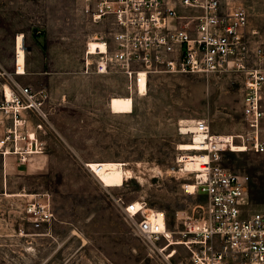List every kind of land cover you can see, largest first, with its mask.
I'll list each match as a JSON object with an SVG mask.
<instances>
[{"label":"rangeland","instance_id":"374dc122","mask_svg":"<svg viewBox=\"0 0 264 264\" xmlns=\"http://www.w3.org/2000/svg\"><path fill=\"white\" fill-rule=\"evenodd\" d=\"M45 1L35 0L30 14L18 16L14 0H0V88L10 84L21 99L18 84L29 88L47 115L42 117L37 108L22 110L19 117L26 122L19 127L18 141L4 145L22 153L0 156V264H191L184 245L176 246L177 253L168 261L144 241L125 206L146 201L163 225L166 217L174 239H180L187 213L199 216L200 205L205 204L203 196L184 191L191 174L177 159L178 146L191 141L185 134L197 132L200 119L207 121L212 133L233 135L235 144L245 147L224 153L222 164L250 177L254 207L264 208V152L248 149L252 127L243 113L242 74L157 68L147 93L132 95L133 112L112 113L111 98L131 96L126 77L114 67L101 73L96 58H89L92 65H86L87 43L108 37L106 26L85 14L84 43L77 38L72 18L69 30H48L41 25ZM223 1L246 9L252 49L264 47V0ZM74 7L82 8L80 2ZM19 33L34 40L38 58L45 62L31 73L39 78L33 86L15 76ZM4 101L0 96V105ZM262 106L264 110V92ZM10 116L11 112L0 111V141L9 135ZM260 136L264 142V118ZM108 161L122 162L132 172L123 186L104 187L86 166ZM47 199L55 219L34 228L26 206ZM254 207H245L243 214L259 211Z\"/></svg>","mask_w":264,"mask_h":264},{"label":"built area","instance_id":"2783aa9c","mask_svg":"<svg viewBox=\"0 0 264 264\" xmlns=\"http://www.w3.org/2000/svg\"><path fill=\"white\" fill-rule=\"evenodd\" d=\"M77 1L93 23L106 26L109 32L108 37L96 38L104 44V50L98 47L93 53L87 43L86 65H92L89 58H96L101 73L111 67L120 70L130 95L140 94L141 87L148 88L157 68L207 75L242 74L243 113L252 127L248 149L264 152L260 136L264 47L252 49L249 16L244 7L223 0ZM17 88L24 97L16 93L18 105L36 109L39 102L32 90L19 84ZM22 110L2 111L11 112L17 119ZM195 125L204 138L198 143L180 144L177 159L180 168L187 162L195 165L193 170H186L191 176L183 189L205 198L200 215L187 213L181 237L175 240L166 217L163 225L158 221V212L149 209L146 201L128 203L125 212L136 220L140 237L156 246L168 261L177 253L175 247L184 245L191 264H264V212L243 214L250 204V177L222 164L224 153L242 146L235 144L233 135L212 133L206 120H197ZM16 132L10 130L1 141H18ZM25 211L37 229L55 219L50 199L29 202ZM161 242L164 244L156 245ZM176 242L181 243L173 244Z\"/></svg>","mask_w":264,"mask_h":264},{"label":"crops","instance_id":"0c3cea01","mask_svg":"<svg viewBox=\"0 0 264 264\" xmlns=\"http://www.w3.org/2000/svg\"><path fill=\"white\" fill-rule=\"evenodd\" d=\"M56 2L55 7L52 6V2L53 0H46L44 3V16H43V20H42V26L48 30H52L53 27H59V30H69L72 26L71 23L69 21V19H73V23L74 26L73 28L75 29L76 33H77V38L81 41V43L85 42V35H84V30L87 28V22H86V18H85V13L82 10V8L80 10L77 11L76 7L77 6V1L73 0V2H69L68 0H54ZM14 3L17 7V14L19 15H23V14H30L32 8L35 6V0H14ZM70 3L72 5H70ZM54 8L55 11H54ZM20 20H17V25H19ZM23 35V44L22 47L25 51V55H26V62H25V70H26V74H18L17 73V66H18V62H17V49H18V39H19V35ZM51 37V36H50ZM98 41L96 38L92 39L90 41ZM89 41V42H90ZM100 42V41H98ZM28 44L29 48H31V50H26L25 48V44ZM15 76L20 78V82L24 85H36L38 82V76H36L35 74H31L36 68H37V64L40 63L39 57V52H38V48H37V44L34 43V40L32 38H30L29 36L26 37V35L24 33H19L16 38H15ZM43 65H45L44 60L42 61ZM51 59L49 57L48 63H51ZM8 77L11 79H14L13 76L10 73H7ZM6 86H9L11 89L12 87L10 86V84H5L3 85V87L0 88V96L2 97V99L4 100V98H6ZM133 98V97H132ZM12 115L9 117L8 121V128L9 130L13 131V124H12ZM21 119V118H20ZM26 121H24L23 119H21L20 123L17 125V133L19 134L21 131V128H19L20 126H23L25 124ZM24 129V128H23ZM23 133L25 132V130L22 131ZM2 136L0 135V138ZM8 142H12L11 140ZM6 142V144L8 143ZM19 143V142H18ZM5 144V145H6ZM9 150L7 149V147L5 148L4 146L2 147V150L0 151V156H2V158H7L8 155L11 154H16L19 155L22 152H20L19 150V154L11 152V154H7L6 155V151ZM10 151V150H9ZM7 160V159H6ZM5 165V164H4ZM8 171L7 168V164H6V173ZM8 174V173H7ZM16 194V193H15ZM15 194H10V193H6V195H15ZM24 196H26V194H22ZM249 199H250V204L249 206L254 207L253 204V200H252V196H251V191H250V183H249ZM254 209H256L254 207ZM259 211H263L264 212V208L261 209H256Z\"/></svg>","mask_w":264,"mask_h":264},{"label":"bare ground","instance_id":"6f19581e","mask_svg":"<svg viewBox=\"0 0 264 264\" xmlns=\"http://www.w3.org/2000/svg\"><path fill=\"white\" fill-rule=\"evenodd\" d=\"M89 43V48L91 50V52H96L98 50V47H100L101 50H104V44L102 42H98V41H90ZM23 44V35H19V39H18V49H17V62H18V66H17V73L18 74H26V70H25V62H26V55H25V51L22 47ZM148 88H144L141 87L140 90V94H145L147 93ZM130 96V95H129ZM17 94L15 92L14 89H11L9 86H6V98L8 100L9 103H7V101H4V106L0 105V111L5 110V109H11L13 110V112L18 111V109H23V110H27L29 107L28 106H19L17 103ZM131 97V98H130ZM128 97V96H115L113 98H111L110 100V109L112 113L115 114H129L133 112V99L132 95ZM43 105V103H38L36 104V108L38 109V111H40L42 117L47 118L46 113L43 112L41 106ZM21 119L18 117L17 119L15 118V116L12 117V124L14 126L13 128V132L17 131V127L15 126L18 125L20 123ZM181 133V132H180ZM17 134V138H18V133ZM182 134V133H181ZM185 135H190V142L187 144H192L194 143H198L200 142L203 138L204 135L202 133H198V132H194L191 134H185ZM14 137V135H13ZM11 140L14 141V138H12ZM194 140V141H192ZM7 141H1L0 142V151L2 149V147L6 144ZM238 148H242V147H237ZM19 149V148H17ZM235 149V150H237ZM244 149V148H242ZM11 152L13 151H9L7 150L5 153L7 154H11ZM14 153V152H13ZM17 154H19L20 152L17 151L15 152ZM188 164L193 165L192 169H189ZM89 170L95 175V177L99 180V182L104 186V187H108V188H114V187H121L124 185L125 180L127 178H131L132 177V172L128 169L125 168V164L122 162H112V161H108V162H89L86 165ZM195 167L194 164L187 162L186 166L184 167V169L186 170H193ZM193 186L189 187V191H192ZM181 242H176L173 244H180ZM176 253H173V255L171 257H173Z\"/></svg>","mask_w":264,"mask_h":264}]
</instances>
